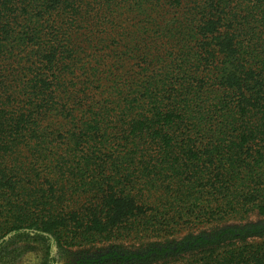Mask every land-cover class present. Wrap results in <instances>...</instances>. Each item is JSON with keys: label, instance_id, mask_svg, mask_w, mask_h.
Masks as SVG:
<instances>
[{"label": "trees", "instance_id": "trees-1", "mask_svg": "<svg viewBox=\"0 0 264 264\" xmlns=\"http://www.w3.org/2000/svg\"><path fill=\"white\" fill-rule=\"evenodd\" d=\"M0 264H264V0H0Z\"/></svg>", "mask_w": 264, "mask_h": 264}, {"label": "rangeland", "instance_id": "rangeland-1", "mask_svg": "<svg viewBox=\"0 0 264 264\" xmlns=\"http://www.w3.org/2000/svg\"><path fill=\"white\" fill-rule=\"evenodd\" d=\"M252 220L254 221L255 219H254V218H251V221H252Z\"/></svg>", "mask_w": 264, "mask_h": 264}]
</instances>
